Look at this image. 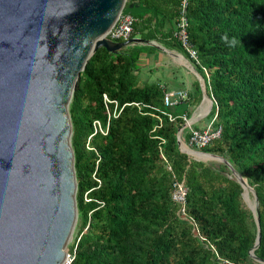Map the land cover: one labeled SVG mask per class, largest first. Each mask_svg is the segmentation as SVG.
<instances>
[{"label":"trees","instance_id":"1","mask_svg":"<svg viewBox=\"0 0 264 264\" xmlns=\"http://www.w3.org/2000/svg\"><path fill=\"white\" fill-rule=\"evenodd\" d=\"M131 1L158 15L157 25L150 12L134 16L133 35L181 52L205 80L214 101L208 117L215 116L222 133L202 152L225 159L255 191L260 241L254 256L264 262V0H187L184 15L199 64L173 37L181 0ZM225 33L241 44L227 46ZM142 50L100 48L73 93L79 230L70 264H264L250 256L257 227L230 169L179 149L180 117L189 116V101L202 102L199 83L192 101L188 95L165 106V86L139 76ZM94 122L103 132H95ZM175 180L187 189V219L171 198Z\"/></svg>","mask_w":264,"mask_h":264},{"label":"water","instance_id":"2","mask_svg":"<svg viewBox=\"0 0 264 264\" xmlns=\"http://www.w3.org/2000/svg\"><path fill=\"white\" fill-rule=\"evenodd\" d=\"M149 12L157 25L156 11L138 1L0 0V264H70L66 248L78 208L69 105L81 73L100 48L112 54L136 45L159 48L141 38H107L121 15ZM182 59L199 80L200 106L210 102L198 121L210 114L213 101L203 78ZM197 121L178 131L179 149L230 169L257 227L250 256L264 263L254 256L260 241L256 193L225 159L183 143L182 131Z\"/></svg>","mask_w":264,"mask_h":264},{"label":"built area","instance_id":"3","mask_svg":"<svg viewBox=\"0 0 264 264\" xmlns=\"http://www.w3.org/2000/svg\"><path fill=\"white\" fill-rule=\"evenodd\" d=\"M186 5H187V0H181L182 15L179 19L177 29L174 32L173 37L175 40L179 42L182 50L186 53L189 60L195 64H199L198 54L193 44L190 42L189 36H188L189 22H188V19L184 15ZM135 21L136 20L134 16L121 15L116 21L115 25L108 32L107 38L114 42H125L131 39L133 36V25ZM206 76L208 77V75ZM203 82L205 84L204 79H203ZM188 95H189V92L186 89L165 92V95H164L165 106L167 107L177 106L183 103L184 101H187ZM104 102L105 103L110 102L106 95H104ZM213 104H214V101H213ZM164 114L168 116L169 120L175 119L172 115L168 113H164ZM202 114L204 115L205 113H202ZM116 116L117 114L114 113V117ZM180 118L183 119L185 124H189V118L187 115L184 114ZM214 122H215V116L211 119L210 123L203 129H192L191 126H188L187 129L189 130V140L187 143L188 146L186 144L185 145L189 148L194 147L196 151H202V149L209 146L212 141L219 139L221 137L222 128L216 127L214 125ZM94 130L95 132L97 131L103 132L101 124L99 122H94ZM184 131L185 130H183L182 133ZM186 194H187V189L184 185V181L175 180L173 183L171 198L175 204L180 206L181 208L180 212L185 219H187V215L185 212ZM84 198L86 200V196H84ZM67 257L70 263L72 261V256L68 254Z\"/></svg>","mask_w":264,"mask_h":264},{"label":"crops","instance_id":"4","mask_svg":"<svg viewBox=\"0 0 264 264\" xmlns=\"http://www.w3.org/2000/svg\"><path fill=\"white\" fill-rule=\"evenodd\" d=\"M132 38H140L138 34L133 35ZM159 48H155L149 45H136L132 47H142L143 50L138 60L139 76L143 81L159 82L162 86H165L167 92L186 89L189 92L191 101L195 93V82L199 83L197 76L187 69L182 57H185L181 52L168 48L158 42L153 41ZM125 48L124 50H126ZM123 50V51H124ZM166 50V51H165ZM186 58V57H185ZM187 59V58H186ZM200 85V84H199ZM186 112L189 113V120H196L200 115H203V106H198L192 113L189 108L192 106V102H188L186 105ZM200 107V108H199ZM207 117H202L195 124L191 126L192 129H203V120ZM189 134V131L185 132Z\"/></svg>","mask_w":264,"mask_h":264},{"label":"rangeland","instance_id":"5","mask_svg":"<svg viewBox=\"0 0 264 264\" xmlns=\"http://www.w3.org/2000/svg\"><path fill=\"white\" fill-rule=\"evenodd\" d=\"M201 104V102L197 105H192L189 110L190 112L192 113L195 109H197V107ZM200 108V107H199ZM208 110V108H207ZM207 110L204 112L206 114ZM209 116V115H208ZM211 121V118L210 117H207L203 120V123H202V127H206ZM188 129H186V132H187ZM189 131V130H188ZM182 139V138H181ZM183 141V139H182ZM184 142V141H183ZM185 143V142H184ZM186 144V143H185ZM187 145V144H186ZM188 146V145H187ZM193 149V148H191ZM195 150V149H193ZM249 198L251 200V202H253L254 198H253V194L250 192L249 193ZM247 205V204H246ZM248 207V206H247ZM78 230H79V220H77V224H76V227L74 229V232H73V235H72V238L71 240L69 241L68 245H67V248H66V253L71 255L72 254V247L76 241V238H77V235H78Z\"/></svg>","mask_w":264,"mask_h":264},{"label":"clouds","instance_id":"6","mask_svg":"<svg viewBox=\"0 0 264 264\" xmlns=\"http://www.w3.org/2000/svg\"><path fill=\"white\" fill-rule=\"evenodd\" d=\"M222 39L227 43V46L229 47H236L237 45L241 44L239 37L236 36L229 37L227 33L223 34Z\"/></svg>","mask_w":264,"mask_h":264},{"label":"bare ground","instance_id":"7","mask_svg":"<svg viewBox=\"0 0 264 264\" xmlns=\"http://www.w3.org/2000/svg\"><path fill=\"white\" fill-rule=\"evenodd\" d=\"M209 104H210V102L209 101H205L204 102V106H203V113L207 110V108L209 107ZM186 148V147H185ZM199 157H201V158H203V159H207V157L206 156H199ZM67 254V253H66ZM68 255V254H67ZM67 257V256H66ZM68 261V258L66 259V262Z\"/></svg>","mask_w":264,"mask_h":264}]
</instances>
